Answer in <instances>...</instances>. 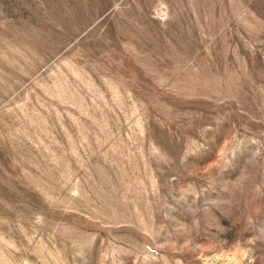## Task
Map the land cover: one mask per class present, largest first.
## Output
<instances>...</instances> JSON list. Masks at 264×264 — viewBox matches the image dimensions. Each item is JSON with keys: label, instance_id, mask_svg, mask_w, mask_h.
Segmentation results:
<instances>
[{"label": "rangeland", "instance_id": "1", "mask_svg": "<svg viewBox=\"0 0 264 264\" xmlns=\"http://www.w3.org/2000/svg\"><path fill=\"white\" fill-rule=\"evenodd\" d=\"M0 264H264V0H0Z\"/></svg>", "mask_w": 264, "mask_h": 264}]
</instances>
